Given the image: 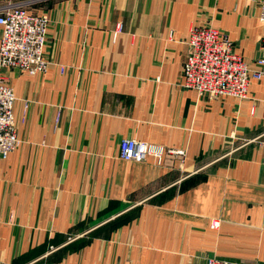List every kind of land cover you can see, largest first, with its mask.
Instances as JSON below:
<instances>
[{
	"label": "crops",
	"instance_id": "0c3cea01",
	"mask_svg": "<svg viewBox=\"0 0 264 264\" xmlns=\"http://www.w3.org/2000/svg\"><path fill=\"white\" fill-rule=\"evenodd\" d=\"M13 7L47 15L52 64L0 69L19 140L0 159V264H264V79L244 100L183 87L194 25L256 68L258 0H0ZM124 139L185 155L123 161Z\"/></svg>",
	"mask_w": 264,
	"mask_h": 264
},
{
	"label": "built area",
	"instance_id": "2783aa9c",
	"mask_svg": "<svg viewBox=\"0 0 264 264\" xmlns=\"http://www.w3.org/2000/svg\"><path fill=\"white\" fill-rule=\"evenodd\" d=\"M259 23L264 27V0H258ZM49 20L45 14H31L22 7L0 12V69L28 76L45 73L50 65L46 57ZM256 68L235 53L232 43L219 30L208 24L189 29L187 56L183 68L185 89L209 100L231 97L247 98L251 81L264 79V38L259 47ZM60 71L63 68L60 67ZM12 87L0 80V159L4 160L19 144L14 121ZM185 152L164 146L124 139L119 145V159L141 163L152 159L161 164L165 159H183ZM206 264H241L207 258ZM257 264V263H249Z\"/></svg>",
	"mask_w": 264,
	"mask_h": 264
}]
</instances>
